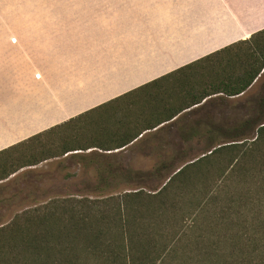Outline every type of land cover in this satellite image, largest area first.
Wrapping results in <instances>:
<instances>
[{"label":"crops","instance_id":"0c3cea01","mask_svg":"<svg viewBox=\"0 0 264 264\" xmlns=\"http://www.w3.org/2000/svg\"><path fill=\"white\" fill-rule=\"evenodd\" d=\"M26 1L0 13V163L35 135L88 122L90 144L55 159L77 155L89 181L163 183L103 195L116 198L113 225H192L194 195L162 188L198 159L186 151L215 147L211 135L257 131L264 68L240 94L205 93L233 79L247 49L221 51L264 29V13L232 23L219 0ZM12 69L25 78L15 93L1 87Z\"/></svg>","mask_w":264,"mask_h":264},{"label":"trees","instance_id":"16d2710c","mask_svg":"<svg viewBox=\"0 0 264 264\" xmlns=\"http://www.w3.org/2000/svg\"><path fill=\"white\" fill-rule=\"evenodd\" d=\"M244 47L247 52L236 55L233 79L211 83L205 95H237L252 84L264 68V29L221 52ZM253 124L252 141L233 140L212 150L162 188L179 184L193 194L201 173L209 174L201 182L205 206L194 198L199 212L181 234L179 225H113L114 199L52 200L0 227V264H264V123ZM63 148L60 156L75 150Z\"/></svg>","mask_w":264,"mask_h":264},{"label":"rangeland","instance_id":"374dc122","mask_svg":"<svg viewBox=\"0 0 264 264\" xmlns=\"http://www.w3.org/2000/svg\"><path fill=\"white\" fill-rule=\"evenodd\" d=\"M30 1L31 0H28V2ZM219 1L224 2V7L227 11L223 15L226 16L227 13L232 14L230 16V19L233 20L232 23L240 19L241 16H246L247 13H264V0ZM23 2L27 1L0 0V13L8 14L13 7H19V5H21L20 3ZM178 7L180 8V6ZM10 75V77L3 78V86L1 87L9 90V93H15L17 89L25 87V78L22 77L21 71L17 73L15 69H12ZM259 92L260 84L258 83L254 86L251 93L252 95H257ZM258 117L257 123H262L264 121V116L261 114ZM81 124L82 123L79 121L52 131L50 135L35 141L29 148L19 149V153L15 156L17 157L16 159H5V167H3V163H0V227L8 225L17 215L42 208V206H45L52 200L61 201L83 198L100 202L108 199L115 200L116 198L114 197H101L105 194L117 193L125 189L144 188L152 190L162 187L163 183L157 181L124 183L89 181V176L82 175L81 173L77 174L83 169L80 163H78L80 161H77V158H79L76 157L77 155H70L60 159L56 157L55 159L53 156H60V152L64 150L63 147L85 148L90 144L91 129L89 133V123L86 122L85 124ZM101 125L102 122L99 121L95 127L100 129V127H102ZM250 130H252V132L243 131L234 134L211 135V140L213 142L211 145L215 147L211 148L209 151H203L204 155L209 154L212 150L220 146L231 144L233 140H237V143L252 141L256 136V132H254L255 129L253 127ZM201 152L202 151H186L187 157L191 156L196 159L201 158ZM220 156V160L226 164L225 156L222 154H220ZM201 175L199 176L200 181L197 183L198 185L193 188L192 193L194 197L201 201L202 207H204L207 197L205 198V194L203 193L204 189H202V183L204 178H209V174L203 175L204 178L203 176L201 177ZM180 189H182V186ZM184 190L189 193L188 189ZM198 212L199 210L195 202L189 205V216L187 220L189 224H192L193 215ZM181 228L182 225L176 228V231L179 229L178 231L180 234L182 233ZM184 230L188 232V234L191 232L186 228Z\"/></svg>","mask_w":264,"mask_h":264},{"label":"snow or ice","instance_id":"6c2138e0","mask_svg":"<svg viewBox=\"0 0 264 264\" xmlns=\"http://www.w3.org/2000/svg\"><path fill=\"white\" fill-rule=\"evenodd\" d=\"M244 39H245V40H248V39H249V37H244Z\"/></svg>","mask_w":264,"mask_h":264}]
</instances>
